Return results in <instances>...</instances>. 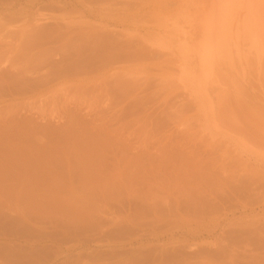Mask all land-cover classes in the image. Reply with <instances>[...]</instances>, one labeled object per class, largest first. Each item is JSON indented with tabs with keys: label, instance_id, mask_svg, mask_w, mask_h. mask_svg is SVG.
I'll return each instance as SVG.
<instances>
[{
	"label": "rangeland",
	"instance_id": "rangeland-1",
	"mask_svg": "<svg viewBox=\"0 0 264 264\" xmlns=\"http://www.w3.org/2000/svg\"><path fill=\"white\" fill-rule=\"evenodd\" d=\"M217 2L0 0V264H264V127L217 115L264 67L200 63Z\"/></svg>",
	"mask_w": 264,
	"mask_h": 264
},
{
	"label": "bare ground",
	"instance_id": "bare-ground-1",
	"mask_svg": "<svg viewBox=\"0 0 264 264\" xmlns=\"http://www.w3.org/2000/svg\"><path fill=\"white\" fill-rule=\"evenodd\" d=\"M217 1V9L210 14L209 20L204 27L206 32L205 40L203 38L201 42L193 46L195 51H197L200 63L202 64L204 60L210 61L214 58L221 62L220 65L223 69H227L228 67H234L235 63L238 64V62L240 65L242 60L250 64L257 60V68L260 70L264 67V0ZM193 38L192 35H188L184 39L193 42ZM189 63L194 67L192 60ZM215 64L216 67L217 63ZM250 80L251 84L254 83L252 79ZM251 86L253 87V84ZM260 89H264V87ZM247 98L242 99L237 105L234 103L228 107V101L218 97L219 114L217 115L225 116L229 113V108H233L236 115L235 122H237L235 129L238 133L250 137L257 135L259 130L264 127V96L257 97L258 99L255 96H248ZM210 106L215 111L212 101ZM252 109H256V111L248 112Z\"/></svg>",
	"mask_w": 264,
	"mask_h": 264
}]
</instances>
